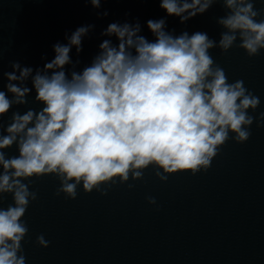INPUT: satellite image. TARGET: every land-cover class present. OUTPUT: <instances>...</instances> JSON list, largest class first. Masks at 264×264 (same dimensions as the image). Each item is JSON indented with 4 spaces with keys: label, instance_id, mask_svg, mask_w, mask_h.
Masks as SVG:
<instances>
[{
    "label": "clouds",
    "instance_id": "1",
    "mask_svg": "<svg viewBox=\"0 0 264 264\" xmlns=\"http://www.w3.org/2000/svg\"><path fill=\"white\" fill-rule=\"evenodd\" d=\"M82 2L98 18L109 15L99 11L109 0ZM258 2L264 0H159L166 16L182 24L222 5L218 41L202 31L177 35L167 30L166 17L146 21L152 40L142 34L139 19L111 22L100 33L107 38L97 54L79 71L80 61L70 53L75 48L79 56L95 24L65 33L67 42L52 45L54 57L42 68L11 61L12 70L4 72L0 51V264H26L22 242L29 229L23 218L38 199L31 190L34 178L55 176V195L68 199H76L81 184L85 193L106 195L102 186L142 180L150 166L161 181L207 171L229 139L249 140L253 123L264 121V112L249 114L260 98L243 80L230 83L210 50L237 47L258 56L264 50V8L257 9ZM33 91V102L43 107L12 111L5 126L3 117L13 106L27 105ZM13 145L18 155L9 157L4 150ZM7 195L12 203L5 208ZM146 199L156 204L155 197ZM36 243L50 244L43 234Z\"/></svg>",
    "mask_w": 264,
    "mask_h": 264
}]
</instances>
